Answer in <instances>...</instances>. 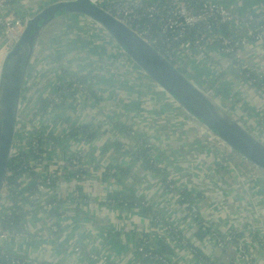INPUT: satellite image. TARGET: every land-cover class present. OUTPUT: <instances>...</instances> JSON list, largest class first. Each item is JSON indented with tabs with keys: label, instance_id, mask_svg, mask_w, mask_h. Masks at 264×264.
<instances>
[{
	"label": "crops",
	"instance_id": "obj_1",
	"mask_svg": "<svg viewBox=\"0 0 264 264\" xmlns=\"http://www.w3.org/2000/svg\"><path fill=\"white\" fill-rule=\"evenodd\" d=\"M210 1L221 5L226 4V6L237 5L236 8L239 7L238 5L246 3V6L240 7L243 12H254L253 9L257 5L256 0H224L225 3L222 2L223 0ZM85 29L94 34L93 39L90 35L89 42H82L79 38L81 29L74 27L70 31L66 30L62 36L64 42L69 44H60V41L57 40L56 46L55 44L51 45L53 55L65 48L63 60L74 59L80 70H83L84 67H94L93 75L98 79L93 86L94 101L98 113L95 114L96 109L93 105H89L90 113H94V116H89L88 126H80L79 121L76 125L69 115L67 116L70 108L68 104L63 108L58 107L50 111L51 118L56 116L50 128L53 127L54 137L60 138L59 146L54 147L50 153L49 165L52 167L51 173L54 174L52 180L57 178L52 192L58 195L63 188L68 192L78 183L83 196L81 200L69 202L59 196V208L56 209L59 217L53 218L58 223L62 237L67 242L96 250L107 241L111 234H114L113 241L109 245L106 260L102 263L86 262L69 252L53 247L52 244L42 247L32 243L19 245L11 243L8 250L20 256L44 258L51 264H140L138 256L133 250L132 238L122 230L134 227L141 238L146 234L154 235L152 217L140 215L137 210L130 213L121 209L107 210L106 198L109 192L120 190V186L112 182L111 178L107 179L103 175L106 169H119L124 164L127 165L128 158L117 152L115 144L123 142L124 146H127L124 131L134 115V106L137 101L136 79L126 72L127 63L125 60L127 59L118 52L117 46L109 40L107 41L100 30L91 27ZM97 42L111 46L114 55L110 51L103 55L101 48H98L97 45L94 47ZM89 52L94 53L95 56L90 55ZM204 53L208 55H204ZM79 56L83 58L79 60ZM218 60L209 51L197 52L196 48L192 49L189 54H186L185 59V63L192 66L187 76L193 79L195 84L200 83L209 90L214 87L215 92L222 91L220 83L217 81L221 75L215 68ZM97 62L103 63V65L99 67ZM45 91L46 94L51 93V91L48 92V88ZM76 97L77 95L74 100ZM144 101L143 113L146 111V117L140 130L142 137L158 148L171 176L177 181L184 182L185 190L199 196L198 203H202L203 206L206 202L208 203L204 206V222L209 224L213 234L218 230L224 235L238 231L243 234L242 240L247 244L248 240L252 243L255 242V239L259 241V250L262 255L257 257L251 254L250 249L241 251L237 247H229L223 251L215 245V240L212 237L205 243H198L199 250L215 262H218L217 258L220 257L223 264H264V249H261L264 244V236L258 234V237L255 238L256 234L254 236L248 234L252 230L251 226L256 227L259 233L264 230V214L256 217V211L259 213L260 210L257 209L255 203L251 202L252 198H258L264 210V183L253 181L243 168L245 163L233 155L226 154L192 121L181 117L180 112L163 97H148ZM90 103L82 99L81 104ZM83 113L82 110L80 117ZM73 117L74 115L71 116V118ZM67 127L69 128L67 129ZM255 127L261 135H264L263 125L256 123ZM84 128L89 130L87 137L83 139L80 137V140L77 141L74 137H66L72 131L78 132L77 136H79L82 133L80 131ZM68 152H70L69 155H67ZM82 157L83 159H80ZM68 159L76 162L77 167L80 168V177L78 175L76 178H69L73 170L71 169L70 172L68 170L70 164ZM78 160L81 161L80 164ZM56 171L61 172L62 176L56 175ZM115 179L117 180V178ZM77 180L79 182H76ZM126 182L139 195L147 197L153 207H156L157 210L162 209L169 215L176 222L177 227L180 226V229L187 232L188 235L194 233L195 225L182 224L185 218V214L182 212L185 209L179 204L178 198L151 170H145L138 175L134 174V177L127 179L124 183ZM167 197L175 202H170ZM235 197L242 199L241 205ZM35 213L34 216H26L24 219L26 229L33 233L40 231V223L52 220L50 212L42 213L36 210ZM212 216H215L216 220ZM251 223H258L261 226L257 227ZM202 233H204V237L207 234L205 231ZM170 247L171 253L174 255V262L177 264H196L180 246L175 244Z\"/></svg>",
	"mask_w": 264,
	"mask_h": 264
},
{
	"label": "built area",
	"instance_id": "obj_2",
	"mask_svg": "<svg viewBox=\"0 0 264 264\" xmlns=\"http://www.w3.org/2000/svg\"><path fill=\"white\" fill-rule=\"evenodd\" d=\"M54 1L56 0H0V47H2L1 50L4 49L3 52H0L1 64L8 52L21 38L26 27L27 19L32 18L29 5H32L34 10L39 12L41 11V8L48 4L51 5V3ZM125 1L127 4L118 5L116 12L111 14L126 24L128 27L132 28L143 39L150 43L148 37L145 34H140L137 31V28L134 27L133 21L136 18V14L139 12V10L145 8L144 5H141L140 2L135 0ZM105 6H107V3L103 7L105 8ZM238 6V8H236L237 5L227 8L219 3H212L210 1L206 2L204 0H167V3L162 6H154L145 10L151 14V16L161 17V19L168 24V27L175 28L180 40H185V38H187L183 32L186 27L196 28L202 31L201 38L196 44H194V47H192L193 44L184 42L180 48L174 52V54L169 56V59L176 62L177 68H185L187 65L185 63L186 54H189L192 49L196 48L197 52L209 51L215 56V58L219 59L217 65H215L217 71L225 73L229 78V73H231L234 68L239 70L244 77L250 78L253 74L256 87L264 88V5L257 2L256 7L253 9L254 12L248 13H244L240 9L241 6ZM89 22V20L79 17L76 19L75 27H79L80 29L91 27L103 32V30L96 25L87 26ZM223 27H226V29L222 30ZM73 28L74 26H55L53 35L58 36L59 34L64 33L66 30L70 31ZM117 50L122 56H124V58H128L119 47ZM51 52V47L48 46L46 44V40L42 38L35 52L36 55L33 59L32 66L34 63L40 64L49 62L51 65V67H49L50 71L57 65L59 67L62 65V69H66L71 75L72 73L78 71L79 68L72 66L76 63L72 62L71 60H64L60 62L59 57L57 59L54 56L51 58ZM204 55L208 54L204 53ZM128 59L125 60L127 63L125 70L131 74L132 78L136 79L135 88L137 90V101L135 99L136 105L134 106L135 110L134 115L131 118V123L128 124L124 131L127 140V146L125 148L130 153V157H135L138 152H145L146 155L151 159L154 166L153 171L158 174L161 180L164 181L163 183L166 188L175 194V196L178 198V201L183 203L182 207L187 211V213L185 214L182 224L187 225L189 219L198 218L200 214L199 208L187 197L183 182L177 181L173 178V176H171V173H169L170 170L166 166V163L163 160L160 152L155 151L153 145L148 143L140 133V130L144 125L143 103H145V85H147V83H151V88L154 95L163 97L170 105L180 112L181 117H186L193 123L195 122L190 116L186 115L182 111V109L173 99H171L158 85H156L154 82H151V80H149V78L144 75L137 67L132 65L130 63L131 60L129 59V61ZM32 75L33 72H31L30 69L28 78H31ZM187 77L189 78V76ZM48 81H50V79L45 80L46 84ZM231 81L236 85H232L233 90L238 92L242 97L239 100L241 105L247 109L251 108L258 112H264V103L253 101L252 97L247 95V90H245L244 87H240V85L232 79ZM195 86L198 88V85L195 84ZM79 90L83 94V98H87L90 102L92 95L83 86H79ZM199 90L206 92L203 91L202 88ZM47 95L52 100L49 110H55L60 98L52 96V93ZM245 98H247V100ZM216 101H218L217 98ZM26 111L28 112L25 114L24 120L28 119L31 111H34L35 113L38 112L39 115H42V112H40L38 108H35L34 110V107L29 108L27 106ZM228 112L230 115L232 114V112L229 110ZM247 112L249 113L250 111ZM248 113H241V118L238 117L237 120H235L246 131L264 143V135H261L256 130V124ZM262 115H264V113L260 114V116ZM20 120L22 121V118ZM242 122H245V124ZM262 125L264 126V123H262ZM195 126L202 131L198 125ZM24 127L25 131H27L28 125H25ZM115 133H117V131H115ZM210 139L212 138L210 137ZM214 142L218 147H221L226 154L232 155L220 144L219 146L215 140ZM39 145V141L33 139L32 149L38 150ZM43 150H45L44 155L48 162L51 161L50 153H52V149L49 147H44ZM69 154L70 152H68L67 155ZM80 159H83V157ZM68 161L69 163L73 162L72 159H68ZM143 162L144 159L138 160L139 165H141ZM244 165L245 166L243 168L245 172L248 173L252 179L258 181V183H264V175L260 171L248 164ZM69 166L70 164L68 165V170L70 172L71 169ZM43 171L44 170L41 166L37 169L39 177L36 182H32V184H36V188L32 190H27V188L23 187L13 189L7 181L9 176V174H7V178L0 195V264H2V260L4 261V264H51L44 258L20 256L16 255V253L9 252L8 248L11 243L18 245L22 243H32L38 244L42 247L52 244L53 247L59 248L65 252H69L77 258L82 259V255H86L88 259L94 261H105L106 254L110 243L113 241L114 234H111L107 241L100 245L98 249L93 250L91 248L82 247L76 243L67 242L62 237L61 229L53 217H51L52 220L49 222L40 223V231H37L36 233H26L24 231L17 232L11 230L7 224L4 225L3 221L13 218L14 214H12V211L14 207H17L19 212H27L34 216L36 214L35 211L40 209L42 213L56 211V209L59 208V196H61L64 201L68 200V202L82 199V193H80L75 188L69 189L68 192H66L63 188L58 196L54 194L52 192V176L54 174L51 173L52 167L49 165V163L47 164L46 172ZM56 175L62 176V173L56 171ZM113 204L116 206V203ZM152 221L153 224L155 221L158 222V225H154V228L152 229L154 233V239H152V241L155 242L165 240L169 246L175 244L180 246L196 264H214L190 246L188 240L181 234L180 226L175 227L170 233L163 225L160 216H155ZM205 227H207L206 230H211L207 225H202L203 230H205ZM122 232L132 238L133 250L135 254L144 256V258H153L164 264H168L165 259L159 256H153L151 253L143 249L141 246V236L139 237V234L136 232L134 227L123 229ZM167 232L170 234V236H167ZM233 233L237 232L233 231ZM231 234L232 233H228V235ZM214 240L215 245L219 249L223 250L224 243L215 237ZM171 264L177 263L173 262Z\"/></svg>",
	"mask_w": 264,
	"mask_h": 264
},
{
	"label": "trees",
	"instance_id": "obj_3",
	"mask_svg": "<svg viewBox=\"0 0 264 264\" xmlns=\"http://www.w3.org/2000/svg\"><path fill=\"white\" fill-rule=\"evenodd\" d=\"M135 1L140 2L141 5H144L145 8L140 9L139 12L136 14V18L133 20L134 27L137 28V31L140 34H145L148 37L150 43L162 55H164L174 66H176V62L174 60L169 59V56L174 54V52L177 51L184 42H189L193 44L192 47H194V44H196L200 40L202 31L196 28L186 27L183 32L185 34V37L187 38H185V40H180L178 38L179 35L176 33L175 28L168 27V24L165 21H163L161 17L151 16V14H149L145 10V9H148L154 6H159V5L162 6L167 3V0H148V1L147 0H135ZM204 1L209 2L210 0H204ZM256 1L264 5V0H256ZM55 2L56 1L52 3H55ZM105 3H107V6H105L106 10L112 14L116 12V8L118 5L127 4L125 0H117V1L107 0ZM48 5H46V7ZM44 8L45 7L41 8V10H43ZM88 25L94 26L92 22H89L87 26ZM224 29H226V27L222 28V30ZM102 33L104 34V37L107 41L109 40V42L117 46V44H115V42L104 31ZM91 36L93 37L94 34L91 33ZM57 43L58 42L56 38L52 40L53 46L54 44L56 46ZM101 50L103 49L101 48ZM55 54H58V52L54 53V55ZM54 55L51 52V58ZM130 63L134 65L131 61ZM97 64L99 67L100 65H103V63H99V62H97ZM95 65H96V62H95ZM35 67H38V64H36ZM49 67H51V65L48 62L39 72H37L38 70L33 71V75H32L33 78L31 77L32 79L28 81L27 87L24 92V102L26 101L27 104L33 103L34 101H32V96L33 94L38 93V96H40V103L39 105H37V108L40 112H42V115H39L38 112L32 115L29 121L31 123H35V125L33 127L28 126L27 131H25V127L22 126V121L20 120L18 134L16 138V143H15V149H14V153L12 155L10 167L8 170L9 176L7 178L9 185L13 189L22 188V187L27 188V190L35 189L36 184H32V182H36L38 180L39 174L37 173V169L41 166L44 170L43 172H46L47 164L48 163L50 164V161L48 162V160L46 159L44 155L45 150H43V148L49 147L53 149L57 145L59 146V143H60L59 141L60 138L56 136L54 137L53 131L48 132L44 136L43 133H40L38 129L35 128L38 123L43 124L42 121L50 113L49 106L52 103V100L48 97L47 94H44V91L48 88L49 85H53V86L55 85L54 90L51 91L52 96H56L60 98V101L55 109H57L58 107L63 108L66 104H68L67 102H69V100L74 99L75 96L78 94V90H77L78 88L76 85H86V86L93 87L97 83V80H98L96 77L90 74L89 69L84 67L83 70L78 71V73L75 74V82L73 81L69 82V84L66 87L62 85H58L56 83H52L51 80L48 81L49 84L48 83L46 84L45 80L48 79V77L51 75L50 72L47 73ZM178 69L181 73L187 76V72L185 69H182V68H178ZM68 76H71V74L68 73ZM231 77L234 81H236L240 85V87L241 86L244 87V89L247 90V93L250 94V96H252L256 100V102L264 103V91H263L264 88L256 87L253 74L250 78L244 77L242 76L240 71L236 69L231 73ZM28 89H29V92H28ZM224 89L217 93L220 95V101H222L221 102L222 107L224 109L229 110L233 108L236 102L233 103L230 101L232 97H228L227 96L228 92L226 95V91H224ZM248 90L250 91V93L248 92ZM24 117L25 115H21V118H24ZM31 130H33V132ZM88 131H89L88 129L85 130L84 128V130L80 131L82 133L79 136H77L78 132L72 131L68 135H66V137H74L75 141H77V140H80L79 139L80 137H82L81 139H83L84 137H87ZM33 139L39 141L40 145H39L38 150L32 149ZM124 145L125 143L123 142H117L115 144V147H116L117 152L121 156L128 158V161H129L128 164L127 165L124 164V166L119 169H111V168L106 169L103 173L105 178L107 179L111 178L112 182L120 186V190L109 192V195L106 198L107 199V202H106L107 210L121 209V210L127 211L128 213H130L131 211L137 210L139 211L140 215L151 216L152 219H154L155 216H160L163 225L165 226L167 231L171 233L172 230L175 227H177L176 222L172 220L169 217V215L164 213L162 209L157 210L156 207H153L152 206L153 204H151L148 201L147 197H142L134 189L130 188L127 185V182L124 183L127 179L132 178L134 174L138 175L142 172H145V170H151L153 174L158 176V174L153 171V168H154L153 163L151 159L146 155L145 152L144 153L138 152L135 157H130V153L126 150L125 148L126 146ZM142 159H144V162L141 165H139L138 160H142ZM78 163L80 164L81 161L78 160ZM69 168L73 170L69 178H76L78 175L80 177V173H79L80 168L77 167L76 162L70 163ZM116 171L118 172L117 174H116ZM115 178H117V180ZM79 180H77L76 182H79ZM56 182H57V178L53 181L52 187L54 184L56 185ZM79 187L80 185L78 183H76L74 186V188L80 192ZM190 199H191L190 201L192 202H195L197 200L193 196H190ZM113 203H116V206ZM12 214H14L13 218L10 220L3 221L4 225L7 224L8 227L13 231H17V232L24 231L26 233H30V230L26 229V226L24 224L25 217L26 216L29 217L30 214L27 212H19L17 207L13 208ZM49 214L55 218L56 216L59 217L57 210L51 211ZM202 214H203V211L201 210L198 218H196V224H195L196 230H194V233L188 235L187 232L180 230L181 234L188 240L192 248H194L200 254H202L197 244L205 243L210 237L212 238L215 237L224 243L223 251H225L229 247H237L241 251H243V249H247L246 242L244 241L241 242L242 236H243V234L241 233L229 232L232 234L228 235L227 233L226 235H224L219 230L215 231L214 234H213V231L211 230H203L202 225L204 224V219H203ZM154 224L158 225V222L155 221ZM203 231H205L207 234L205 237H200V234H202ZM168 232H167V236H170ZM248 234H251L253 236L255 235L253 230L248 232ZM153 236L154 235L152 234H146L144 235L143 238H141V246L143 247V249L151 253L153 256H159L165 259L168 262V264L173 263L174 255L171 253V247L168 245V243H166L165 240L153 242L152 241ZM136 255L138 256V262L140 264H164L153 258H144V256H141L139 254H136ZM203 256L207 260L213 262L214 264H223L220 257L217 258L218 262H215L212 259L206 257L205 255ZM82 259H84V261L86 262H91V263H102L104 261V260L94 261V260L88 259L86 255H82ZM1 263L4 264V261L2 260Z\"/></svg>",
	"mask_w": 264,
	"mask_h": 264
},
{
	"label": "water",
	"instance_id": "obj_4",
	"mask_svg": "<svg viewBox=\"0 0 264 264\" xmlns=\"http://www.w3.org/2000/svg\"><path fill=\"white\" fill-rule=\"evenodd\" d=\"M101 0L53 3L28 18L25 30L0 67V195L14 153L24 91L35 52L48 27L60 17H83L101 28L151 81L213 140L264 175V143L246 131L212 94L199 90L152 44L121 22ZM204 237V233L200 234Z\"/></svg>",
	"mask_w": 264,
	"mask_h": 264
},
{
	"label": "rangeland",
	"instance_id": "obj_5",
	"mask_svg": "<svg viewBox=\"0 0 264 264\" xmlns=\"http://www.w3.org/2000/svg\"><path fill=\"white\" fill-rule=\"evenodd\" d=\"M57 2H60V1H65V0H56ZM107 1V0H106ZM106 1H103V0H101L100 2H99V4L101 5V6H104L106 3ZM148 1V0H147ZM222 2H224V0L222 1ZM229 2V1H228ZM225 3V2H224ZM43 4V3H42ZM247 4L245 3V4H241V7H243V6H246ZM225 7H227V8H231V5H228V6H226V4L224 5ZM41 7V6H40ZM39 7V8H40ZM44 7H46V6H44ZM38 8V7H37ZM29 9H30V13H31V15H32V17H34L37 13H36V11L34 10V8H33V6L32 5H29ZM233 9V8H232ZM36 13V14H35ZM244 13H248V12H244ZM79 17H74V16H72V17H60L59 18V20L57 21V22H54L53 24H51L49 27H48V29L46 30V32H45V34H44V36L42 37V38H44L45 40H46V44L48 45V46H50L51 47V45H52V40L53 39H57V40H59L60 41V44H65V45H67V44H69V43H67V42H64V39L62 38V36H64V33H62V34H59L58 36H54L53 35V32H54V28H55V26H61V25H64V26H76L75 24H76V19H78ZM95 25V24H94ZM69 31V30H68ZM80 33H81V35L79 36V38H80V40L82 41V42H89V37H90V35H91V33L88 31V30H86V29H81L80 31H79ZM53 36H54V38H53ZM94 38V36L92 37V39ZM99 42V41H98ZM95 43V45H94V47H96V45L98 46V48H102L103 50H102V54L103 55H105L106 54V52H111L112 53V47L111 46H109V45H105V44H99V43ZM101 46V47H100ZM91 47V46H90ZM90 47L88 48V51H89V49H90ZM1 48L2 47H0V50H1ZM62 48H64V47H62ZM118 48V47H117ZM65 49V48H64ZM64 49H61L60 51H58V54H55L54 55V57L57 59L59 56H60V62H62V61H64L63 60V58H62V56L65 54V50ZM66 49H69V48H66ZM5 50H6V48H5ZM121 50V49H120ZM4 51V49L3 50H1L0 52H3ZM122 51V50H121ZM103 52H105V53H103ZM89 54L90 55H92V56H95V54L94 53H90L89 52ZM113 55H114V53H112ZM35 55H36V53H35ZM69 55V54H68ZM86 55V54H85ZM113 55H111V57H113ZM35 57V56H34ZM83 57H80L79 56V60L80 59H82ZM71 61L72 62H74V63H76V61L74 60V59H71ZM110 63V62H109ZM1 64V63H0ZM36 64H38V63H34L33 64V66H32V68H31V72H33V71H35V70H38L37 72H39L44 66H45V64L46 63H40V64H38L39 65V67H35V65ZM75 65V66H74ZM73 67H76V68H78V66L76 65V64H73L72 65ZM63 67H62V65H60V67L57 65L56 67H54V68H52V70L50 71V68L48 69V71H47V73H49V71H50V73H51V75L48 77V79H50L51 81H52V83H56V84H58V85H62V86H64V87H66L68 84H69V82H75V74L76 73H78V71H81L80 69H78V71L77 72H74V73H72V75L71 76H68V71L66 70V69H62ZM192 68V66H190V65H186L185 66V70L187 71V74H188V72H190V69ZM87 69H89V71H90V74H92L93 75V73H94V67H88ZM234 70H236L235 68H234ZM233 70V71H234ZM232 71V72H233ZM239 71V70H238ZM231 72V73H232ZM218 73L221 75V76H219L218 77V82H220V89L221 90H223L224 88V91H226V95H227V92H228V97H232V99H230V101L231 102H233V103H235L234 104V106H233V108L232 109H229V111H231L232 112V116H233V118L234 119H236L237 120V118L238 117H240V114L241 113H245V114H247L248 112L247 111H250L248 114L251 116V118H252V120L255 122V124L257 123V124H260V125H262V123H264V115H262V116H260V114L261 113H264V112H258V111H255V110H253V109H251V108H249V109H247V108H245L243 105H241V103H240V98H242L241 96H240V94L238 93V92H235L234 90H233V86H236L235 85V83L234 82H232L231 81V79H232V77H231V73H229V75H230V78L228 77V76H226V74L225 73H222V72H220V71H218ZM241 73V72H240ZM29 76V75H28ZM94 76V75H93ZM96 76V75H95ZM97 76H99V75H97ZM101 76V75H100ZM33 78V77H32ZM32 78H28V81L29 80H31ZM101 78V77H100ZM224 79H225V82H224ZM150 80V79H149ZM193 80V79H192ZM233 80V79H232ZM28 81H27V83H26V87H27V84H28ZM234 81V80H233ZM151 82H153V81H151ZM222 82H223V84H222ZM195 83V82H194ZM49 84V83H48ZM253 84V83H252ZM196 85H198V88L199 89H203V91H206L207 93H209V94H214V96L219 100V103L222 105V101H220V95L219 94H217V92H215V89H214V87H212L210 90L207 88V87H205V86H202L200 83H196ZM233 85V86H232ZM77 86V90H78V93L79 94H77V97H76V99L74 100V99H71V100H69V102H67L68 103V105H70V108H69V112H67V116L69 115V118L70 119H72V121L74 122V123H76V125H77V123H78V121H79V125L80 126H88V123H89V116H94V113L93 114H91L90 113V109H89V105H93L94 106V108L96 109V112H95V114L96 113H98V109H97V107L95 106V104H96V102L94 101V97H95V92H94V90H93V87L92 86H86V85H76ZM79 86H83L91 95H92V99H91V103L90 104H87V105H84V104H81L82 103V99H84V98H81V97H83V94L80 92V90H79ZM151 86H152V84L151 83H147V85H145V90H144V100H146V99H148V97H154V96H156V95H154L153 94V90H152V88H151ZM53 87V88H52ZM54 88H55V85L53 86V85H49L48 86V92H50V91H52V90H54ZM26 89V88H25ZM92 89V90H91ZM25 92V91H24ZM28 92H29V89H28ZM46 91H44V94H46L45 93ZM248 92L250 93V91L248 90ZM218 95V96H217ZM247 95L249 96L250 94H248L247 93ZM242 96H244V95H242ZM245 97V96H244ZM252 97V96H251ZM98 98V97H97ZM246 100H247V98H245ZM74 100V101H73ZM85 100H86V102H89L88 101V99L87 98H85ZM252 100L253 101H256L253 97H252ZM32 101H34L33 103H31V104H27V102L25 101L24 102V100H23V104H22V114L21 115H25L28 111H26V108H27V106L30 108V107H34V110H35V108H37V105H39V103H40V96H38V93H35V94H33V96H32ZM145 102V101H144ZM101 103V102H100ZM88 106V107H87ZM144 108H145V106H144ZM238 108H239V110H238ZM82 110H83V114H82V116L80 117V115H81V112H82ZM247 112V113H246ZM35 112L34 111H31L30 112V115L28 116V119L27 120H24L25 119V117L24 118H22V126H25V125H28V126H30V127H33L34 126V123H31V122H29V119H31V117H32V115L34 114ZM51 112L47 115V117H45V119L42 121L43 122V124H40V123H38L37 124V126L35 127V128H37L38 129V131L40 132V133H43L44 134V136L48 133V132H50V131H53V127L52 128H50V125H53V121H54V119L56 118V116L55 117H53V118H51ZM84 114H85V118H84ZM72 115H74V117L73 118H71V116ZM80 117V118H79ZM146 117V111H144V118ZM241 118V117H240ZM20 119H21V117H20ZM46 121V122H45ZM243 124H245V122H242ZM194 125H197V124H195L194 123ZM69 127H67V129H68ZM32 132H33V130H31ZM202 132L203 133H205L207 136H209L206 132H204L203 130H202ZM53 135H54V131H53ZM199 137V136H198ZM197 140V139H196ZM154 147V149H155V151H157L158 152V148L154 145L153 146ZM195 148H196V145H195ZM129 162V161H128ZM128 162H127V164H128ZM250 176V175H249ZM251 178V177H250ZM252 179V178H251ZM253 181H255L256 183H258V181H256V180H254V179H252ZM179 181H181V180H179ZM218 182H219V180H218ZM259 183H262V182H259ZM183 184L185 185V183L183 182ZM189 186L191 187V184L189 183ZM185 192L187 193L186 195H187V197L190 199V196H193V197H195L197 200L195 201V202H193V203H195L196 205H197V207L199 208V210H200V212H201V210L203 211V214H202V216H203V219H204V206H206L208 203L206 202L205 204H204V206H203V204L202 203H198V199H199V196H195L196 194L195 193H192V192H190L189 190H185ZM167 199L170 201V202H175L174 200H172L170 197H167ZM235 199L237 200V202L241 205L242 204V199L241 198H239L238 197V199H237V197H235ZM191 200V199H190ZM83 201V200H82ZM251 202H253V203H255L256 205H257V209L258 210H260V212L258 213L257 211H256V213H255V215H256V217H259L261 214H264V210H263V206L261 205V203L259 202V200H258V198H252V200H251ZM164 203H166V202H164ZM179 204L182 206V203L179 201ZM40 212H41V209L39 210ZM182 213H184V214H186L187 213V211L185 210V211H183ZM212 218L214 219V220H216V217L215 216H212ZM261 221L263 220L262 218L260 219ZM196 224V218H191V219H189V221H188V223H187V225L188 226H192V225H195ZM251 224H253V225H256L257 227H260L261 226V224L259 225L258 223H251ZM155 225V224H154ZM203 225H207L208 227H209V224L208 223H205L204 222V224ZM205 230L207 229V227H205L204 228ZM251 229L253 230V232H254V234H256L257 236H255V238H257L258 237V234H261V236H264V230H263V232H261V233H259L258 231H257V229H256V227H254V226H251ZM262 230H259V231H262ZM211 231H213V230H211ZM238 232V231H237ZM239 233V232H238ZM254 240V239H253ZM241 242H243V240H241ZM248 244L246 243V247H247V249H250V252H251V254H253V255H255V256H260L261 257V255L262 254H260V242L259 241H257L256 239H255V242L254 243H252V242H250V240H248ZM261 249H264V244L261 246Z\"/></svg>",
	"mask_w": 264,
	"mask_h": 264
}]
</instances>
